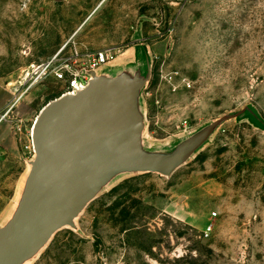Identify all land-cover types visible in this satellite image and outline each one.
Listing matches in <instances>:
<instances>
[{
	"label": "rangeland",
	"instance_id": "obj_1",
	"mask_svg": "<svg viewBox=\"0 0 264 264\" xmlns=\"http://www.w3.org/2000/svg\"><path fill=\"white\" fill-rule=\"evenodd\" d=\"M143 44L146 148L248 107L264 120V0H0V88L10 104L24 93L14 111L28 126L62 87L24 85L32 67L115 47L116 73ZM19 145L0 166V226L30 169ZM29 264H264V128L233 116L172 176H119Z\"/></svg>",
	"mask_w": 264,
	"mask_h": 264
},
{
	"label": "water",
	"instance_id": "obj_2",
	"mask_svg": "<svg viewBox=\"0 0 264 264\" xmlns=\"http://www.w3.org/2000/svg\"><path fill=\"white\" fill-rule=\"evenodd\" d=\"M131 66L136 69L133 70ZM105 68L74 94L60 95L40 111L32 127L34 157L17 205L0 226V264H29L66 228L76 229L88 206L124 174L170 177L220 124L233 116L264 120L248 107L201 129L170 151L144 145L143 92L152 77L145 44L116 73Z\"/></svg>",
	"mask_w": 264,
	"mask_h": 264
},
{
	"label": "built area",
	"instance_id": "obj_3",
	"mask_svg": "<svg viewBox=\"0 0 264 264\" xmlns=\"http://www.w3.org/2000/svg\"><path fill=\"white\" fill-rule=\"evenodd\" d=\"M118 53L119 49L107 47L86 53L76 51L63 57L58 54L52 59L32 67L31 71L27 73L25 84L33 86L52 77L62 84L61 95L74 94L79 88H84L90 83L93 74L100 73L115 60ZM176 76L177 74L171 75L170 81L172 82ZM183 81L186 82V79ZM1 120H7L12 124L22 145L21 149L28 154V158L31 160L35 155L32 143V127L35 120L28 126L27 120L20 114H16L11 107L3 113Z\"/></svg>",
	"mask_w": 264,
	"mask_h": 264
},
{
	"label": "crops",
	"instance_id": "obj_4",
	"mask_svg": "<svg viewBox=\"0 0 264 264\" xmlns=\"http://www.w3.org/2000/svg\"><path fill=\"white\" fill-rule=\"evenodd\" d=\"M19 91V90H18ZM19 94H17L16 101L18 102L20 99L18 98ZM11 99L9 98V94L6 89L0 88V166L1 162L6 158L9 154L16 153L19 145L18 138L13 130V126L7 120H1V111L7 106L15 109L16 104H10Z\"/></svg>",
	"mask_w": 264,
	"mask_h": 264
},
{
	"label": "bare ground",
	"instance_id": "obj_5",
	"mask_svg": "<svg viewBox=\"0 0 264 264\" xmlns=\"http://www.w3.org/2000/svg\"><path fill=\"white\" fill-rule=\"evenodd\" d=\"M25 81H26V78H25ZM25 81H24V85H26L25 84ZM24 95V93L22 92V93H19V96H18V98L20 99L22 96Z\"/></svg>",
	"mask_w": 264,
	"mask_h": 264
}]
</instances>
